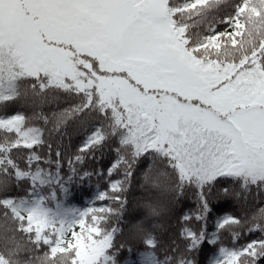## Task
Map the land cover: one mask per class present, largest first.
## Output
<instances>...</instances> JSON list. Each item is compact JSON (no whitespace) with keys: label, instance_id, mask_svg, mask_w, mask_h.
Listing matches in <instances>:
<instances>
[{"label":"snow or ice","instance_id":"snow-or-ice-1","mask_svg":"<svg viewBox=\"0 0 264 264\" xmlns=\"http://www.w3.org/2000/svg\"><path fill=\"white\" fill-rule=\"evenodd\" d=\"M13 104L32 115L7 114ZM71 132L88 133L76 163L115 143L108 176L121 178L97 199L114 206L91 207L65 223L53 219L43 197L6 192L13 178L29 180L33 196L62 184V153L53 161L50 140ZM45 146L47 158L34 150ZM23 149L27 170L17 163ZM141 161L149 162L145 187L196 197L195 212L182 219L199 228L183 227L185 252L163 264H193L189 254L204 239L219 243L230 232L235 241L241 231L260 237L221 247L216 264L264 261V207L225 214L215 234L206 231L213 201L264 191V0H0V236L15 240L10 225H18L27 264H112L118 229L108 225L122 218ZM68 165L77 172L71 159ZM142 206L145 221L167 210L159 200ZM131 230L158 246L144 221ZM16 255L0 252V264H17Z\"/></svg>","mask_w":264,"mask_h":264},{"label":"trees","instance_id":"trees-1","mask_svg":"<svg viewBox=\"0 0 264 264\" xmlns=\"http://www.w3.org/2000/svg\"><path fill=\"white\" fill-rule=\"evenodd\" d=\"M32 111V108L26 105L13 104L8 107L7 114L19 112L31 116ZM87 134L86 132H71L63 137L54 134L51 138L53 161L56 159V150L62 153L61 167L58 170L63 181L62 184L59 186L56 184L45 185L38 190L37 195L33 196L30 195L32 189L29 180L16 181L13 178L6 192L7 196L25 201L43 197L53 219L65 223L76 221L81 213L86 212L91 207L114 206L110 200L98 201L97 199L101 193H110V179L121 178L118 173H114L111 178L108 176V169L117 158L113 151L116 145L112 143L111 146H105L92 155H86L82 164L76 163L75 156L80 154L78 149L84 143ZM34 150L44 158L49 155L46 146ZM28 152V149H23L22 154L17 157V163L24 170H27L25 160ZM69 159L73 161L77 172H73L69 168ZM148 165V161H141L137 165L132 183L124 193L125 212L119 221L112 219L108 225L109 228L118 229L114 236L113 247L109 249L112 264H163L165 256H173L178 259L180 254L185 252L188 243L180 235L183 227L187 226L192 230L199 228L196 222L190 221L185 225L182 219L183 216L193 214L196 210L197 202L194 192L188 190L183 196L173 199L167 193L145 187L144 173L148 170ZM41 167L47 168L53 173L57 171L55 163L52 165L41 163ZM84 173H89V175L84 176ZM219 187H228V185L223 184ZM232 189L239 191V183L233 184ZM214 191L216 190L214 189ZM245 196L246 199H244ZM149 199L159 200L167 206V210L161 215L145 221V209L142 205ZM260 207H264V191H258L256 188L250 189L247 193H242L240 201L231 198L213 201L211 211L207 213L206 231L209 236L215 234L217 225L225 214L240 216L243 214V210L248 213ZM141 221H144L149 228L158 246L150 247L144 238H138L134 235L131 230L132 225ZM3 222V210H0V224ZM10 226L16 229V239L8 247H16L18 241L19 245L26 249V241L21 238L25 234L19 232L17 224ZM78 230L77 228L76 231ZM9 235H13V233H9ZM259 237V232L241 231L234 241L230 232H222L219 243H210L209 239L206 238L189 254V258L193 264H216L221 259V247L236 249ZM0 250H5L2 245H0ZM46 250V246H42L37 254L42 255ZM260 264H264V261H261Z\"/></svg>","mask_w":264,"mask_h":264},{"label":"clouds","instance_id":"clouds-1","mask_svg":"<svg viewBox=\"0 0 264 264\" xmlns=\"http://www.w3.org/2000/svg\"><path fill=\"white\" fill-rule=\"evenodd\" d=\"M12 235L8 234V238H5L3 236H0V245L4 247L5 250H0V252L5 253H17L16 260L17 264H27V261L24 260V256H26L28 253L25 248L19 245V242L17 241L16 247H8V245H11L14 240L11 239Z\"/></svg>","mask_w":264,"mask_h":264}]
</instances>
